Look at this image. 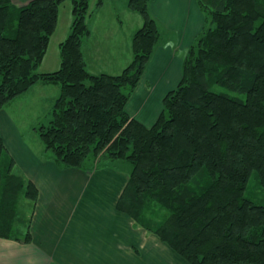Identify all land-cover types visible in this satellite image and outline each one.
<instances>
[{
    "label": "trees",
    "instance_id": "16d2710c",
    "mask_svg": "<svg viewBox=\"0 0 264 264\" xmlns=\"http://www.w3.org/2000/svg\"><path fill=\"white\" fill-rule=\"evenodd\" d=\"M65 1L72 20L59 43V66L39 72ZM196 1L204 26L180 81L146 126L126 104L160 38L149 0H127L143 24L118 74L86 68L81 48L91 0H0V111L37 82L59 85L52 117L36 128L59 165L82 168L91 160L96 169L124 160L131 168L119 209L189 264H264V0ZM3 151L0 131V234L9 236L23 186L26 196L36 190L11 172L12 162L2 170ZM150 204L167 213L154 225L145 215Z\"/></svg>",
    "mask_w": 264,
    "mask_h": 264
},
{
    "label": "crops",
    "instance_id": "0c3cea01",
    "mask_svg": "<svg viewBox=\"0 0 264 264\" xmlns=\"http://www.w3.org/2000/svg\"><path fill=\"white\" fill-rule=\"evenodd\" d=\"M28 1L11 0L15 6ZM96 1L86 19L90 32L82 40L86 68L93 74H118L131 61L132 36L143 18L129 9L127 0H103L98 7ZM66 7L68 23L60 29L59 13L39 72L59 66V43L68 35L72 20L71 4L65 1L60 10ZM149 12L159 26L160 38L126 104L129 116L146 126L155 122L164 95L180 81L183 59L205 22L196 0H149ZM58 94L59 85L37 82L11 101L34 97V104L51 112ZM0 131L2 164L12 162L11 172L36 190L26 196L23 186L13 204L16 212L9 227L15 231L0 234V264H189L119 209L129 180L127 165L123 168L115 164L121 161H115L96 169L62 167L43 144L23 138L11 112L3 109ZM18 218L22 222L16 227Z\"/></svg>",
    "mask_w": 264,
    "mask_h": 264
},
{
    "label": "rangeland",
    "instance_id": "374dc122",
    "mask_svg": "<svg viewBox=\"0 0 264 264\" xmlns=\"http://www.w3.org/2000/svg\"><path fill=\"white\" fill-rule=\"evenodd\" d=\"M95 1L96 0H91V3H90L91 7H93V4ZM66 4L69 6L70 2L66 1ZM68 8L69 7H66V9H61L59 11V13L61 14V18L59 20L60 29H61V27L63 29L68 23V20H67V14H69ZM157 27L159 29L158 25H157ZM160 28H161V32L164 31V27L162 25H160ZM213 89L219 90L220 92H226L231 96L243 97V94H237L235 92H231V91L227 90L226 87H224L222 85H219V86L216 85V86H214ZM34 99H35L34 97H31L30 99H29V97H19L15 101H11L12 102L11 105H9V103H7L5 105L6 107L5 106L3 107V110H6V112L8 114L11 112L12 120L18 125V128H19L20 132L22 133L23 138L27 139L28 141H31V140L33 141V139H34V140L38 141V144L42 145L43 143H42L41 139L39 138L37 132H35L36 129L35 130L32 129V126L34 124L36 126H39L42 124L46 125L49 122L50 118L52 117V113L50 112V110L47 111V109L44 108L43 105L40 106L41 104H34ZM32 137H34V138H32ZM49 152L50 151H48V153ZM50 154H51V152H50ZM6 159H5V155H4V160H6ZM118 161H121V162L115 163L117 166L124 168L127 165L129 167V169L131 168V166L128 162H126L124 160H118ZM88 162H90L93 165L91 160H88ZM2 163H3V159L1 161V164ZM90 163H87V165H89V167L91 168ZM6 166H8V164H2V166H1L2 170ZM254 186H256V183H255L254 179H252L250 181V186H248V188H247V193L249 191H252L251 187L253 188ZM11 191H13V190H11ZM157 206L158 205L150 204L146 208V214L145 215L148 216V218H150V221L153 225L155 224L153 222H160L164 218V216L167 214L165 211L161 210V208L160 207L158 208ZM21 209L23 211V208H21ZM20 222H22V219L18 218L15 226L18 227ZM20 228H21V231L23 232V230H22L23 225L22 224H20Z\"/></svg>",
    "mask_w": 264,
    "mask_h": 264
}]
</instances>
